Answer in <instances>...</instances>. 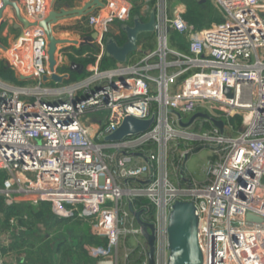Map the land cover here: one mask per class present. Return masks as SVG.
<instances>
[{
	"label": "built area",
	"instance_id": "built-area-1",
	"mask_svg": "<svg viewBox=\"0 0 264 264\" xmlns=\"http://www.w3.org/2000/svg\"><path fill=\"white\" fill-rule=\"evenodd\" d=\"M137 1L101 0L78 17L77 29L97 34L98 60L105 53L109 22L122 20L120 12ZM209 2L218 8L221 21L199 30L183 16V1L141 0L143 20L155 11V36L168 65L159 68L158 79L147 74L157 67L146 64L152 57L147 53L143 65L133 63L137 54L120 72L118 67L103 69L95 73L99 78L88 80L90 75L61 86L70 77L56 71L54 57L49 69L48 36L38 27L57 0H0V61L25 84L0 79V264H25L26 256L37 250L39 243L29 245L24 233L43 205L53 214L49 237L61 219L71 218L86 223L92 236L108 238L105 249L88 247L96 264H148L146 242L128 210V202L140 198L150 206L133 208L153 225L155 264H166L168 217L175 200L195 205L202 264H264V0ZM17 17L27 25L21 20L23 25H15ZM4 23L19 31L12 40H3ZM168 36L179 37L183 42L178 44L186 46L187 54L175 52L182 66L165 62ZM170 66L177 68L169 71ZM26 74L32 77L21 80ZM47 82L51 85L46 87ZM168 85L176 87L172 96ZM204 100L225 111L201 108ZM168 109L175 111L178 126L177 113L185 122L197 111L224 121L223 133L210 123L214 136L170 133L171 140L178 134L215 140L212 151L218 158L208 164L202 183L177 185L170 179V151L164 147L166 138L159 136L160 129L171 130ZM126 116H154L157 122L149 131L105 141ZM231 116L238 117V126L229 122ZM152 140L160 150H149ZM52 178L55 183H44ZM10 233L13 241L3 240ZM134 237L141 243L128 242ZM70 245L76 255L75 243Z\"/></svg>",
	"mask_w": 264,
	"mask_h": 264
},
{
	"label": "crops",
	"instance_id": "crops-1",
	"mask_svg": "<svg viewBox=\"0 0 264 264\" xmlns=\"http://www.w3.org/2000/svg\"><path fill=\"white\" fill-rule=\"evenodd\" d=\"M181 1H183V4H184V0H181ZM57 2H58L57 3L58 7L54 6V9L52 8L49 10V8H51V5H49L48 3H46L45 5L46 8L49 5L48 7L49 13L55 14V17L49 22L50 28H53V30L51 29L50 35L55 39L56 49H57V51H55L53 54L54 66H56V71L58 73L68 74V72H70V73L80 74L79 70L83 68L84 69L87 68V66L85 67L84 61L89 60L91 58V57L88 58V55L92 54L91 53L92 45L88 46V43L91 42V44H93V43L98 42V40L96 41L97 39L96 33H95L96 36L93 37L92 35H94V32L92 33V35H90L88 31H83V30L79 31L80 29H77V27L75 26L77 24L78 17L80 15L85 14L87 10L94 9L95 7H97L96 5H98V3L101 2V0H97V3H94L96 2V0H57ZM88 3L89 4L91 3V7L87 9L86 11H83V13L82 12L80 13L69 12V11H80ZM140 4H141V0L137 1L135 4L136 6L129 9V11L121 9L122 11L120 12V15L122 19L124 18L127 19V16H129L130 18L129 20L131 21V19L134 17L132 16L133 11H136L137 15L138 13L141 12L142 6H140ZM63 12H68V13H63ZM46 18L47 16L45 17V19ZM120 23L123 24L124 21H122L121 19L116 20V22H114L115 25L107 33V36L114 35L117 38L121 34L123 36L122 29H121L122 24ZM81 33H84V35ZM144 35L145 37L143 36L141 37L142 39H141V42L139 43V51H138V54L141 53V55L143 54L144 55L143 56L137 55L133 59V63H137L138 65L145 64L142 61V59L146 53L141 50H143L144 46H148L149 44L151 45L153 41L152 36L155 37L154 33H144ZM170 38H172L171 42L174 48L180 50V52L182 49L185 50V52H187L185 45L180 46L178 44V42H181V43L183 42L179 37L173 38L170 36ZM97 56H98V53L94 55V60L95 58L98 59ZM105 56L107 55L104 53L103 57ZM73 62L79 64V68L77 70L71 68V63ZM64 68H66V71L59 72V70H63ZM86 70L89 71L88 68ZM50 85L51 83L47 82L45 86L47 87ZM189 159L191 158L187 157L186 161L185 160L183 161L184 162L183 168L185 170H186V163ZM187 171H188V174L187 175L184 174L186 179H189V181H193L194 178H193L192 173L188 169ZM172 173L173 172L171 171L170 179L173 181ZM177 175H178L179 182L181 181L180 185L184 184L185 182L182 181L180 178V171L177 173ZM41 212H42L41 216L35 220L33 227L29 229L26 233H24L25 239L27 240V243L29 245H34V244L39 243L38 248L36 250L38 251L37 255H34V254L27 255L25 264H96L95 260H97V258L94 257L93 255H90L88 251L86 252L87 254L86 255L87 260H86L85 252L83 251L84 249L82 250V248H80L79 250L77 249L78 250V255H76V258L78 257L77 262L70 263L71 256L68 255L69 254L68 246L71 247L69 240H71V238H74L77 240L80 237L81 241L83 240V242H85L88 239V237L92 235L86 223L75 220V219H71V218L61 219L57 223V225H60L61 229L58 228L59 226H56L57 227L56 233L52 235L51 237H49L46 233L48 232V227L50 226V223H53L51 221V217L53 216V214L45 210V208L41 210ZM98 225L101 226L100 224ZM14 237L15 236L10 233L6 237L3 236V240L8 239L10 242H12ZM97 239L103 241V243H99V245H92V246L105 249L106 243L104 242V238L100 236V237H97ZM128 242L131 243L132 245H138L141 243V238L134 237V238H131ZM85 245L87 244H84V248H85ZM6 259L7 261H10L11 257L6 258ZM118 264H119V261H118Z\"/></svg>",
	"mask_w": 264,
	"mask_h": 264
},
{
	"label": "water",
	"instance_id": "water-1",
	"mask_svg": "<svg viewBox=\"0 0 264 264\" xmlns=\"http://www.w3.org/2000/svg\"><path fill=\"white\" fill-rule=\"evenodd\" d=\"M6 1V0H5ZM97 3V0L96 2ZM91 7V3L86 4L85 7L80 11H69L71 13H80L86 11ZM68 13V12H63ZM55 17L54 13H49V17L40 22V26L44 29L49 40V61L50 67L53 66V54L55 52V39L50 35L51 31H47V23L50 22ZM20 19V18H19ZM24 25H27L25 20H22ZM122 32L124 38L119 41L115 36H108L104 42L105 54L111 57L118 65L119 72L125 68L126 63L133 58L134 55L138 54L139 51V40L141 35L144 33H154L157 34L158 26L155 21V11L152 10L149 13L148 19L143 20L139 16H134L131 21L123 23ZM93 37L96 36L92 35ZM146 54L149 52H145ZM72 69H78L79 64L71 63ZM31 74L21 75L20 79L31 78ZM100 74H94L89 77L88 80H94L99 78ZM53 79L56 81H61L59 76L54 75ZM169 112H175L172 109H168ZM179 126L189 128L198 119H204L208 121L213 126H215L219 133L224 132V121L222 119L215 118L208 112L197 111L193 113L190 118L185 122L181 119L179 113ZM157 122L154 116L148 119H141L133 116H126L119 127H117L113 132L108 134L104 140L107 142L120 141L125 137L136 135L149 131L154 124ZM241 130V128H240ZM189 152L184 155V160L186 161ZM184 165V164H183ZM183 167L180 170V178L184 182H190L186 179L183 173ZM128 210L135 218L137 224L140 226L141 235L147 245V263L155 264L154 256V236H153V225L143 221L140 217L141 210H135L132 203L128 202ZM151 233H149V231ZM167 241H168V255L166 259V264H202L203 254L199 244L198 238V216L196 214V208L192 201L175 200L171 206L168 225H167ZM104 242L108 244V238L104 237Z\"/></svg>",
	"mask_w": 264,
	"mask_h": 264
},
{
	"label": "rangeland",
	"instance_id": "rangeland-1",
	"mask_svg": "<svg viewBox=\"0 0 264 264\" xmlns=\"http://www.w3.org/2000/svg\"><path fill=\"white\" fill-rule=\"evenodd\" d=\"M208 3L211 7V10H210V8L203 10L200 7H196L189 0H184L185 6H184L183 16L185 17V15L188 14V16L191 18V20L195 21V23H193V22H191V23L194 25L195 28H198L199 30L208 29L209 27H211L210 23L214 19L221 20V14H220L218 8L215 5H213L211 2H209V0H208ZM43 5H44V1H43ZM196 10L198 11V13L193 12ZM11 11L12 10L10 8H8L6 15L12 14ZM38 15H39V13L37 11V8L35 7V10H34L35 18H38L37 17ZM138 16L141 17L139 13H138ZM47 17H49V14L47 15ZM16 19H17V22L15 25H23L22 22L20 21L21 19H19V17H17ZM122 20H124V22H127L128 18L127 19L124 18ZM5 24L6 23H4V25ZM9 25H11V26H9ZM9 25L4 26V33H6V35H7L3 39L4 41H6L8 37L10 40H12V36L14 37V36L19 34L18 29H16L14 26H12V23H10ZM109 25H110L109 30H111L115 24H114V22H111V23L109 22ZM38 27L41 30L39 32H42V34H44L45 33L44 29L41 26H38ZM46 27H47L46 28L47 31H49V32L51 31V29L53 30V28H50L49 22L47 23ZM6 30H7V32H6ZM32 31L30 32L31 34H33ZM37 31L38 30H36L34 32L35 35H37ZM79 31H81V30H79ZM84 33H86V32H84ZM84 33H81V34L84 35ZM120 34H121V32H120ZM110 36H114V35H110ZM142 36L145 37L144 34L141 35V37ZM123 38H124V36H123ZM152 39H153L152 44L151 45L149 44L148 46H144V47L142 46L143 50H141V51H144V52L147 51L149 53H152V57H150L146 61V64H148V65H153V64L155 65L156 64L157 67L155 69L147 71V74H149L151 77L158 79L160 77L161 72H162V71L160 72V69H164L168 65H165L162 62L163 59L161 58V56H162L161 45L159 44L158 39L156 38V36L155 37L152 36ZM171 39L172 38H170V36H168L167 40H166L167 51L165 53V58H164L165 62H167V63L175 62V63L179 64L180 66H182L181 65L182 60L177 59V56L175 55V52H180V50L173 47ZM90 45H92V49H91L92 54H91V58L89 59V61L92 62V65L94 66V71H92V72L88 71V70H86L87 69L86 68V69H83L85 71L84 72L81 71L80 74L68 72V75L70 78H69V80L64 81L61 84V86L67 85L73 81H81L85 77H88L90 75H94L95 73H97L98 71H101L103 69H106V70L117 69V67L119 65L117 63H115L114 67L103 68L100 64V60H98L96 58L94 60V55L98 53L99 45L97 43L91 44V42H89L88 46H90ZM180 53L187 54L185 52V50H183V49L181 50ZM143 55H141V53L138 54V56H143ZM175 68H177V67L176 66H170V67H167L166 69L169 71H173ZM49 69H51L50 66H49ZM64 71H66V68H64L63 70H59V72H64ZM90 72H91V74H90ZM20 85H25V84H20ZM32 85H33V83L29 84V86H32ZM175 91H176L175 86L168 85L167 95L172 96ZM180 92L183 94L186 93L184 87H181ZM199 102L201 103V108L208 109L211 112H221L223 110L225 111L224 107L219 106L218 104H216L212 101L204 100V101H199ZM165 114H166V112H165ZM167 117H168V122H169V126H170L171 130H169L168 128H163L162 130L160 129V131L159 130L158 131L160 133L159 134L160 137L166 138V142L164 145L165 150L176 152L178 155V157H176V158L173 155H170V157L168 155V162H167L168 164L167 165L171 168V171L173 172L172 173L173 181L177 185H180L177 173L184 166L183 161H184L185 153L189 152L187 157L191 158V159H189L187 161L186 170L183 169V173L185 175H187L188 174L187 169H188L193 175V178H194L193 182L202 183L206 179V169L208 168V164L213 159L218 158V156L212 151L213 150L212 148H214L216 145L215 140L202 139L199 137L188 139L185 137V135L178 134L181 137L175 138L176 140L173 139L174 141L177 142V144L172 145L171 141H173V140H171L172 135H170V133L172 130H177L179 132H193V133H196L200 136H214V133L212 132V128H211L210 123L207 121H204L203 119H199L189 129H185V127H180V126H178V123H176L177 117H176L175 112L167 113ZM225 123H226V120H225ZM227 133H230V131ZM152 141H154V142H153L152 146L149 147V150H155V151H156V149H157V151L160 150L161 146L159 145V143L156 140H152ZM145 149H147V147L144 148V151H145ZM175 159H176V163H175ZM48 180H45L44 183L49 184V185L55 183V178L48 179ZM29 186H32V184H30ZM56 226H59L58 228L61 229L60 225H56ZM56 226H55L56 229L53 231L52 235H54L57 231ZM88 247H89V245H85V248H83V249H85V251L87 252L89 249ZM110 253H111V255L113 254L112 249H111ZM96 261L97 260H95V262Z\"/></svg>",
	"mask_w": 264,
	"mask_h": 264
},
{
	"label": "trees",
	"instance_id": "trees-1",
	"mask_svg": "<svg viewBox=\"0 0 264 264\" xmlns=\"http://www.w3.org/2000/svg\"><path fill=\"white\" fill-rule=\"evenodd\" d=\"M192 4H194L196 7H200L201 9H203V10H206L207 8H210V10H211V7H210V5H209V3H208V0H189ZM193 12H197L198 13V11L196 10V11H193ZM136 15V11H133V13H132V16H135ZM131 16V17H132ZM185 18L187 19V21H190V23L191 22H193V23H195V21H193V20H191V18L188 16V14H186L185 15ZM221 20H218V19H214V20H212L211 21V23H210V25H211V27L212 26H216L219 22H220ZM120 24H122V23H120ZM123 25V24H122ZM123 33V32H122ZM152 35V34H151ZM123 36H124V34H123ZM123 36H122V34L120 35V36H118V40L119 41H122L123 40ZM173 38H174V36H172ZM180 46H182V45H180ZM84 63H85V67L87 66V68L89 69V71H94V66L92 65V62L91 61H89V60H86V61H84ZM115 61L111 58V57H109V56H105V57H103L102 59H101V62H100V64H101V66L103 67V68H110V67H114L115 66ZM84 69V68H83ZM83 69H81V70H79L80 72L82 71V72H84L85 70H83ZM90 72V73H91ZM89 74V73H88ZM182 78V77H181ZM0 79H2V80H5V81H8V82H11V83H13V84H18V85H20V84H22V83H24V82H22V81H20L16 76H15V73L12 71V70H10L9 68H7L1 61H0ZM180 79V78H179ZM153 107L154 108H156V103H153ZM229 122L231 123V124H234L235 122H236V126H238L239 125V121H238V117H235V116H231V118H230V120H229ZM168 155H169V157H170V155H173L175 158L176 157H178V155H177V153L176 152H172V151H170L169 153H168ZM175 163H176V159H175ZM128 183H133V184H137L138 183V181H133V180H128L127 181ZM181 182V181H180ZM132 204H133V206L134 207H140V206H142V205H149L150 206V202L146 199V198H140V199H133V202H132ZM45 208V210H47L48 212H50V208H49V206L48 205H43L42 207H41V209L37 212V213H35V219H38L40 216H41V210H43ZM69 242L72 244L73 242L75 243V246H76V249H80V248H82V250H83V248H84V244H87V245H99V243H103V241H101V240H98L97 239V237H95V236H90V237H88V239L85 241V242H83V240L81 241V238L79 237L77 240L75 239L74 240V238H71V240H69ZM78 250H77V253H76V255H78ZM84 252H85V256L87 255L86 254V251H85V249L83 250ZM68 252H69V256H71V258H70V263H75V262H77V258H75L74 259V257H76V255H74L75 254V251H72L71 250V247H69L68 246ZM37 253H38V251H36L35 253H33L34 255H37ZM86 260H87V256H86Z\"/></svg>",
	"mask_w": 264,
	"mask_h": 264
},
{
	"label": "bare ground",
	"instance_id": "bare-ground-1",
	"mask_svg": "<svg viewBox=\"0 0 264 264\" xmlns=\"http://www.w3.org/2000/svg\"><path fill=\"white\" fill-rule=\"evenodd\" d=\"M163 49H164V47H163V45L161 46V51L163 52ZM111 73H114V72H111Z\"/></svg>",
	"mask_w": 264,
	"mask_h": 264
},
{
	"label": "clouds",
	"instance_id": "clouds-1",
	"mask_svg": "<svg viewBox=\"0 0 264 264\" xmlns=\"http://www.w3.org/2000/svg\"><path fill=\"white\" fill-rule=\"evenodd\" d=\"M90 74H91V73H90ZM90 74H89V75H90Z\"/></svg>",
	"mask_w": 264,
	"mask_h": 264
}]
</instances>
